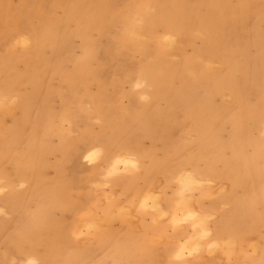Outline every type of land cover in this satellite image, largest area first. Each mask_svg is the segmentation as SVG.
<instances>
[{
	"label": "rangeland",
	"instance_id": "rangeland-1",
	"mask_svg": "<svg viewBox=\"0 0 264 264\" xmlns=\"http://www.w3.org/2000/svg\"><path fill=\"white\" fill-rule=\"evenodd\" d=\"M49 256L264 264V0H0V264Z\"/></svg>",
	"mask_w": 264,
	"mask_h": 264
},
{
	"label": "bare ground",
	"instance_id": "bare-ground-1",
	"mask_svg": "<svg viewBox=\"0 0 264 264\" xmlns=\"http://www.w3.org/2000/svg\"><path fill=\"white\" fill-rule=\"evenodd\" d=\"M92 28H96L97 26H91ZM63 38H64V35H63V33L62 32H60L59 33V35L57 36V41H62L63 40ZM35 99H36V95H34V94H30V95H28V97L26 98V97H24V99H23V103H24V106L26 107L27 105L29 106H31V105H33L34 103H35ZM21 148H23V145L21 146ZM26 158H25V162H24V164H27V161L29 160V159H31V158H34L35 156H32V155H30V154H27L26 156H25ZM40 159H42V158H39V157H36V159H33L31 162L33 163V164H36V163H40L41 162V160ZM21 167H23V166H21ZM22 169L19 167V171H18V174L20 173V171H21ZM23 172H24V174L27 176V175H31V176H33V177H35V175H36V173H35V170H32V169H23ZM18 174L16 175L17 177H18ZM187 177L190 179V180H192L194 183H196V178L193 176V175H191V174H189L188 173V175H187ZM16 200H17V198H16ZM197 213H199V212H197ZM196 212L195 213H192V214H189L191 217L193 216L194 218H197L198 216H199V214H197ZM201 215V214H200ZM204 217V216H203ZM199 219H200V217H199ZM203 219V218H202ZM34 221V220H33ZM37 222V221H36ZM222 227V226H221ZM220 230V229H219ZM218 230V231H219ZM220 233V232H219ZM38 238H40V236H37L36 238H34V243L36 242V240L39 242V243H41V241L38 239ZM198 238H200V237H198ZM41 239V238H40ZM196 239V238H195ZM200 242L199 241H197V245L198 246H200ZM43 260H44V263L46 262L47 263V261L49 262V264L51 263V257L49 256V258H47V257H43Z\"/></svg>",
	"mask_w": 264,
	"mask_h": 264
}]
</instances>
